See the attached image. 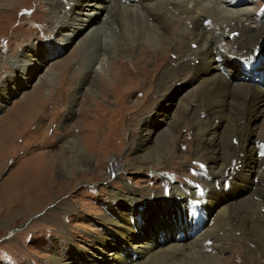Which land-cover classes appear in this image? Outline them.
Returning a JSON list of instances; mask_svg holds the SVG:
<instances>
[{"label": "bare ground", "instance_id": "bare-ground-1", "mask_svg": "<svg viewBox=\"0 0 264 264\" xmlns=\"http://www.w3.org/2000/svg\"><path fill=\"white\" fill-rule=\"evenodd\" d=\"M43 1L47 2V10L50 13L47 21L52 22L56 33L63 39L73 40L82 30L90 27L87 29V37L91 38V41L83 48L82 55L89 57L84 70L93 72L94 76L91 78L92 86L85 90L84 96L92 98L96 89H110L116 97L115 105L120 113L123 108H133L126 106L122 99L132 92L135 83L125 79L119 71L112 72V64L121 58L124 60L120 52L126 53V61L132 64L133 45L143 46L138 56L149 51L152 59L159 56L163 58L169 53L181 59L175 62L174 66L157 65L154 68H145V72H153L155 81L150 84L148 90L140 89L144 95L153 91L150 94L161 99L170 95L173 87L179 85L184 86L185 91L176 103V111L171 121L165 122L164 127L157 131H140L135 136L137 142L124 145V163H113L111 174L115 179L109 184V188L119 184L126 194L115 193L113 199L104 202L103 213L98 218L113 229L116 237L127 238L129 242L136 234L142 205L135 196V189L121 175L128 171L162 172L170 161L195 159L206 163L205 175H208L210 182H201L197 189L191 190L186 185L173 186L164 176H160L163 190H149V203L154 205L166 200L183 211V216L188 221L185 229L191 234H188L191 239L184 242L177 233L169 242L144 247L140 244L136 247L138 255L133 258L115 255L117 264H222V255L230 248L234 249L233 256L239 255L240 264H264V88L236 84L226 66L237 61L238 66L245 65L250 70L257 61L263 62L261 58L264 55L254 49L257 39L264 34L262 15L256 14V7L245 4L250 0ZM93 4L94 9H90ZM100 8L106 11L101 21L100 14L96 11ZM169 9H172V14L168 12ZM208 13L219 23L213 22ZM255 16L258 18L257 23L253 21ZM227 24L231 26L229 29L233 30L226 28ZM76 26L81 27L75 30ZM188 27L192 42L182 50L178 46L176 34H181V31L184 32ZM234 30L240 34H235ZM236 38L239 41H236ZM193 44L195 49H191ZM17 62L19 66L16 71L20 72L22 65L20 61ZM93 63L100 65L99 70L92 69ZM148 65L154 66L155 63L151 65L148 61ZM107 70L114 83L101 80L102 74ZM52 76L53 72H48L38 80L39 84L51 87L52 83L48 77ZM85 78L87 77L84 76ZM41 101L42 99L38 101L39 106ZM71 104L66 103L64 121L58 125L62 130L58 135L61 146L55 156L59 166L66 167L67 163H70V170L73 169L74 161L78 160L75 166L79 167L85 178V172H92V150L97 145V131L93 125L86 126V119H83L79 124L81 136L66 132L69 122L75 117V104ZM87 108L84 109V117L90 115H87L90 112ZM188 123L189 126L184 128V124ZM85 129L89 131L86 139L81 138ZM183 129H186V134L190 132L189 145H186L188 135L179 136ZM165 138L169 142L168 153L160 155L155 152L159 155L157 156L150 146ZM98 143L103 145L102 141ZM179 144L185 145L186 148L190 146V150L182 153ZM241 154L242 156H239ZM45 156L54 155L44 153L43 157ZM254 156H257L259 161L256 170L250 174L248 168L253 164ZM100 165L102 166V162ZM101 176L106 177L105 174ZM252 176L256 177V181ZM66 183L72 186L78 181L73 176ZM227 184L229 186L226 190ZM241 184L248 186L246 193L240 198H235V192ZM41 185L42 177L39 175L32 185L18 195L21 199L23 196L36 198L40 192L45 191ZM18 187L21 188L20 184ZM119 201L129 203L131 207L127 206L128 213L121 212L117 203ZM205 210H209L211 216L206 219L205 224H199ZM230 237L233 242L231 246L227 245ZM95 241L99 239L95 238ZM231 260L232 258L228 264H231ZM53 264H57V261L54 260Z\"/></svg>", "mask_w": 264, "mask_h": 264}, {"label": "rangeland", "instance_id": "rangeland-1", "mask_svg": "<svg viewBox=\"0 0 264 264\" xmlns=\"http://www.w3.org/2000/svg\"><path fill=\"white\" fill-rule=\"evenodd\" d=\"M26 1L0 0V264H53L54 260L57 264H117L115 255L133 258L138 255L136 247L140 244L144 247L169 242L177 233L187 242L191 237L185 229L188 226L187 218L183 216L185 213L166 200L151 205L149 190L162 187L160 176H164L173 186L186 185L191 190L197 189L201 182H210L208 175H205L206 163L195 159L175 160L178 163L170 161L162 172L128 171L121 174L135 189V196L142 205L138 229L131 241L116 237L113 229L98 218L103 213L104 202L113 199L115 193L126 194L119 184L109 188V184L115 179L111 174L113 163H124V145L137 142L135 136L140 131H157L164 127L165 122L171 121L176 111V103L185 91V87L179 85L173 87L170 95L161 99L150 94L153 91L144 95L140 89L148 90L150 84L155 81L153 72H145L146 69L157 65L174 66L181 59H177L172 53L166 55L169 57L165 56L166 59L160 56L152 59L149 51L138 56L143 46L133 45L132 64L126 61L127 54L120 52L124 60L121 58L114 62L112 72L119 71L125 79L135 81L132 92L122 99L126 106L133 108H123L120 113L116 109V97L110 89H96L92 98L84 96L85 90L92 86L91 78L94 76L93 72L84 70L89 57L82 55L83 48L91 41V38L87 37V29L90 27L82 30L73 40H65L56 33L52 22L47 21L50 17L47 2ZM245 4L255 6L256 14L262 15L264 23V0H250ZM94 5L90 9H94ZM171 10L168 12L172 14ZM96 11L99 12L101 21L106 11L101 8ZM208 15L210 17V13ZM210 19L219 23L211 17ZM149 20L151 22V19ZM253 21L258 22L257 16ZM80 27L76 26L75 30ZM226 28L231 26L227 24ZM234 33L240 34L235 30ZM190 36L189 27L184 32L181 31V34L177 32L180 49L184 50L190 46ZM235 40L239 41L237 38ZM263 40L264 34L257 39L254 46L256 52L261 55H264L261 46ZM191 49H195L194 44ZM261 59L263 62L257 61L250 70L243 62L244 66H238L237 61L233 65L227 64L232 80L236 84L264 88V56ZM17 61L22 65L20 72L16 71L19 66ZM144 61L155 65L147 66ZM99 67V64H92L94 70ZM142 70L144 72L141 73ZM51 71L53 76L48 77V80L52 86L39 84L38 80ZM84 76L87 78L84 79ZM101 80L114 83L108 70L102 74ZM40 99L42 104L39 106ZM66 103L75 104V117L69 122L66 132L81 136L79 124L83 119H86V126L93 125L97 131V145L92 150V172H85V178L79 167L75 166L78 160L74 161L73 169L70 170V163H67L66 167L59 166L55 156L61 146L58 135L62 130L58 125L64 121ZM86 108L90 111H87V115L91 116L84 117ZM186 126H189V123L183 127ZM88 133L86 129L83 130L81 138L86 139ZM189 134L190 132L186 134V129L180 131V137L188 135L186 145H189ZM98 141H102L103 145ZM152 145L150 148L155 150L154 153H168L167 138L156 142L153 148ZM179 147L182 153L190 150V146L186 148L185 145L179 144ZM44 153L54 156L44 158ZM158 154L156 155L159 156ZM258 161L259 158L254 156L253 164L248 168L250 174L256 170ZM39 175L42 177L41 186L45 191L40 192L36 198L23 196L21 199L19 195L32 185ZM73 176L77 178L78 183L72 185V188L65 182ZM104 179L107 180L101 181ZM252 179L256 181V177L252 176ZM226 186L227 190L229 185ZM247 187L241 184L235 192V198L244 196ZM117 203L122 213L129 212V203ZM210 216V211L205 210L198 223L205 224ZM95 238L99 241H95ZM227 245H233L231 237ZM233 252L234 249L230 248L222 255V264H228L231 258V264H240L239 255L233 256Z\"/></svg>", "mask_w": 264, "mask_h": 264}, {"label": "water", "instance_id": "water-1", "mask_svg": "<svg viewBox=\"0 0 264 264\" xmlns=\"http://www.w3.org/2000/svg\"><path fill=\"white\" fill-rule=\"evenodd\" d=\"M262 49H264V40L261 43Z\"/></svg>", "mask_w": 264, "mask_h": 264}]
</instances>
